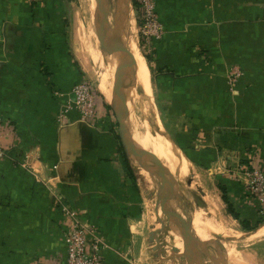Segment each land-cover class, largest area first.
Wrapping results in <instances>:
<instances>
[{
	"label": "crops",
	"instance_id": "obj_1",
	"mask_svg": "<svg viewBox=\"0 0 264 264\" xmlns=\"http://www.w3.org/2000/svg\"><path fill=\"white\" fill-rule=\"evenodd\" d=\"M97 2L103 24L120 28L126 0H111L114 10ZM155 11L164 35L152 44V75L170 117V131L161 126L168 139L186 159H212L220 172L250 151L264 164V0H155ZM65 17L62 0H0L2 142L17 146L15 160H0V264L65 259L64 216L31 170L103 238L105 264H156L155 245H145L150 233L143 238V197L115 130L111 106L117 101L110 103L108 90L96 84L103 99L96 94L94 126L80 123L74 112L64 126L56 121L60 103L53 94L69 95L85 74ZM230 65L243 76L228 92ZM24 152L32 169L18 165ZM226 188L240 201L244 177L239 174Z\"/></svg>",
	"mask_w": 264,
	"mask_h": 264
},
{
	"label": "rangeland",
	"instance_id": "obj_2",
	"mask_svg": "<svg viewBox=\"0 0 264 264\" xmlns=\"http://www.w3.org/2000/svg\"><path fill=\"white\" fill-rule=\"evenodd\" d=\"M62 1L63 5L66 7L65 22L67 24L68 34H70V37L74 42L76 56L80 57L82 66L85 69V74L80 76V78L90 83L97 95H101V93L97 90L96 84H101L106 88V90L113 93L112 98L116 100L115 90L117 85L122 81L124 75L123 71L117 69L120 63L121 52L125 61L128 62L129 65L126 72L127 75L123 79L122 85L124 104L122 117L120 119L123 124V128L126 129L127 137L131 141L130 143H132L133 139H131V127L128 126L129 123H131L132 130L136 134V137L139 141L140 151L154 156V143L145 127L144 120H142L143 118L141 114L140 103L137 101L139 94L138 87L140 88V84H144L142 86L143 89L146 87L147 90L145 91H147L146 94L149 96L148 99L151 104V109L153 110L160 126H162L166 133H168L171 128L169 126L170 117L166 115L167 111L162 108V103L159 101L160 96L158 90L156 89L155 76L152 75L154 71L152 70L154 57L153 55L152 57H144L143 46L141 45L138 29L136 14L137 10L133 7L131 0H126L125 14L124 18L120 22V28L117 30H111L108 26L103 24L101 18L98 15L97 0ZM102 1L105 2V5L107 6L114 5L111 0ZM111 8L114 10L113 6H111ZM99 21L101 25V31L105 34V39H103L101 42L99 41V35L97 31ZM117 40L119 41L121 48L120 51L116 54L109 55L107 53V47H110V43H113ZM137 43L144 58L143 61L140 53H138L139 49L137 48ZM152 47L154 48V46ZM133 62L134 64H132ZM139 62L141 64H139ZM135 65H139L140 67L143 66L145 75L141 77L139 76L138 78V75H136L134 71ZM231 66L240 69L237 65H230L227 68L224 81L226 87L229 89H227L228 92H230V90L233 91L234 89V87L230 86L228 84L229 82L227 81L228 69L231 68ZM240 72L243 76V71L241 69ZM101 97L103 99L102 95ZM112 114L114 116V113ZM126 122L129 123L127 124ZM115 130L117 132L120 148L125 154L119 138L117 123ZM190 134L192 135V133ZM191 135L188 134V136ZM172 136L174 137L173 134ZM180 149L185 154V156H187L183 149ZM244 154L245 157L241 159H232V161L229 160L228 163L232 164L231 167L230 165L225 164L227 168L223 170L226 172H220L216 167H212V163L215 162L212 159L201 163L199 159H196V161L195 159L189 158L187 156V159L192 164L191 177L185 181V183L187 182L188 186L179 185L177 189L174 190L170 188L173 184L177 185L176 181L174 180L175 178L165 167L155 162L154 158H152L154 160L152 163H150V166L152 167H148L144 164H140L138 167L142 166L150 168L153 173H156L155 178H157L159 181L157 179H155L156 181L151 179V185H144L143 178L141 179L136 171L135 163H137V159L129 155L126 156L129 165L133 169L136 182L139 185V190L143 197V209L145 217L143 238H146L150 233V239L145 241V245L148 247L155 245V248L157 249V253H155V261L157 259L156 264H188L185 258H180V256L170 258L169 256L171 255L170 248L173 245H177L179 241L182 246H185V243L187 247H190L187 241H181L179 239L181 236L179 228L182 223H184L183 228L189 231L193 237H196V233L199 234L200 232L199 224L205 223V226L203 227H207L204 230L202 228V230L209 234V240L206 238V236H204V239L206 240H203V242H210L214 244L207 246V252L209 254L207 257L208 259L210 257L213 259H218L220 260V264H264V220L261 219L260 226L257 229L249 232L241 230L239 224V221L245 220H248L251 224L257 222L258 218L253 202L245 195V193H243L241 200L238 202H234L232 197L227 196L232 203L233 209L239 214L240 220L235 221L227 214V207L221 200L222 193L219 191V187L226 188V184L228 182H234V180L238 178V175L241 174V172L248 166V163L255 160V156L250 157L255 155L252 153V151ZM258 164L264 167L262 161L258 162ZM161 171H163L162 174L160 173ZM161 176H164V179ZM161 184H165L164 194L161 193ZM169 186L170 188H168ZM175 194L177 195L175 196ZM164 195L167 197V203H163V199H165ZM168 211L170 212V215ZM190 217L195 219L193 223L190 222L191 220L189 221ZM196 221L200 223L197 224L198 222ZM216 226L223 228L224 231H220L218 229L217 233L215 230ZM208 228L210 231H208ZM196 229L199 231L197 230V232ZM170 230L174 233L173 237L171 235L172 238L169 234ZM225 230L227 231L226 233ZM209 232H211V234ZM190 250L191 254L196 252L194 249L192 250L191 247ZM191 254L188 253V255ZM194 255L197 256V254ZM199 257L200 259H203V261L201 260L203 264H214L203 254H199Z\"/></svg>",
	"mask_w": 264,
	"mask_h": 264
},
{
	"label": "built area",
	"instance_id": "obj_3",
	"mask_svg": "<svg viewBox=\"0 0 264 264\" xmlns=\"http://www.w3.org/2000/svg\"><path fill=\"white\" fill-rule=\"evenodd\" d=\"M137 2V22L144 57H152V44L163 37L164 28L155 11V0H137ZM241 76L240 69L231 66L228 69V84L234 87ZM53 96L59 99L60 103L56 116L59 125L64 126L70 113L74 112L78 115L80 123L94 126L98 115L97 95L86 80L80 78L72 87L69 95L55 92ZM4 133L5 124L0 117V160H15L13 156L17 146L8 141L2 142ZM29 156V152L22 153L18 160L21 168L32 169L27 162ZM34 160L38 158L34 157ZM31 171L36 182L49 191L51 198L64 216L66 251L62 264H105L102 256V250L105 247L103 238L93 227L81 223L79 211L69 208L48 180L33 170ZM241 175L244 177L245 195L253 202L257 217L264 220V167L256 161H250Z\"/></svg>",
	"mask_w": 264,
	"mask_h": 264
},
{
	"label": "bare ground",
	"instance_id": "obj_4",
	"mask_svg": "<svg viewBox=\"0 0 264 264\" xmlns=\"http://www.w3.org/2000/svg\"><path fill=\"white\" fill-rule=\"evenodd\" d=\"M135 49V48H134ZM138 51V50H137ZM139 53V52H138ZM135 55V53H134ZM140 60V59H139ZM135 62V61H134ZM134 62L132 64H134ZM137 64V63H136ZM139 64H141L139 62ZM144 64V63H142ZM134 67V66H133ZM133 71V70H132ZM135 74L138 75V78L139 76H143L145 75L144 74V71H143V66L140 67L139 65H135ZM145 77V76H144ZM136 80V79H135ZM140 80V79H139ZM144 82V81H143ZM145 83V82H144ZM138 85V84H137ZM144 85V84H143ZM142 84H140V88L138 87V100L139 103H140V108H141V114H142V120H144V123H145V127L149 133V135L151 136V139L154 143V147H155V151H154V156H151L152 158L155 159V162L161 164V166L165 167L170 173L171 175L175 178L174 180L176 181V183L178 185H188L187 182L185 183L186 180H188L190 177H191V167L192 165L187 161V159L180 153V151L171 143V141L168 139L167 135L164 133V131L162 130L153 110L151 109V104L149 102V96L146 94L147 90L146 87H144V89L142 88L143 86ZM103 86V85H102ZM105 86V85H104ZM143 90V91H142ZM105 91V89H104ZM105 94H106V97L108 99V101L110 103H113L114 104V98L113 97V94H111L110 92L108 91H105ZM136 98V97H135ZM152 101V100H151ZM138 111V110H137ZM127 120V119H126ZM124 123V121H123ZM127 123V122H126ZM123 126V124H122ZM131 139H133V144L134 146L136 147V149H139V141L136 137V134L133 132V130L131 129ZM131 142V141H130ZM132 144V143H131ZM150 155V154H149ZM137 163H135V166H136V171L139 175V177L142 179L143 178V183L144 185H148L150 184L151 185V179L152 177L154 176V173L153 174V171L151 169H149L151 175L149 174V171H148V168H142V166L138 167L140 164L138 163L139 161H136ZM142 163V162H141ZM147 163V162H146ZM145 164V163H144ZM149 166V165H148ZM161 166H158V167H161ZM152 167V166H150ZM165 169V170H166ZM157 172V171H155ZM158 174V173H157ZM169 174V173H168ZM159 175V174H158ZM160 176V175H159ZM155 177V176H154ZM161 178V177H160ZM172 178V177H171ZM157 179V178H155ZM164 179V177H163ZM158 180V179H157ZM156 181V180H155ZM159 181V180H158ZM161 181V180H160ZM163 181V180H162ZM165 181V180H164ZM166 182V181H165ZM164 182V183H165ZM160 183V182H159ZM167 183V182H166ZM168 184V183H167ZM162 185V184H161ZM165 185V184H164ZM169 185V184H168ZM172 185V184H171ZM174 185V184H173ZM172 185V186H173ZM186 187V186H185ZM170 188V186L168 187ZM173 188V187H172ZM175 188V187H174ZM150 189V188H149ZM158 189V188H157ZM176 189V188H175ZM160 190V189H159ZM170 190V189H169ZM157 193V192H156ZM158 194V193H157ZM148 203V202H147ZM201 214V213H200ZM200 221L202 222V220L200 219ZM198 222V221H196ZM200 222H198L197 224H199ZM165 224V223H164ZM196 224V223H195ZM205 224V223H204ZM203 223L199 224V234H197V238H199V240L203 241V240H206L204 239V229L207 227H203L205 226ZM207 224V223H206ZM201 225V226H200ZM197 228V226H196ZM203 228V230H202ZM210 228V226H209ZM208 228V231H210ZM218 229V228H217ZM198 229H196L197 231ZM198 230V231H199ZM216 230V229H215ZM197 231V232H198ZM214 232V231H213ZM212 232V233H213ZM211 234V232H209ZM216 233V232H215ZM218 233V232H217ZM226 233V232H225ZM207 234V232L205 233ZM209 234H207V237H208ZM217 235V234H215ZM206 237V238H207ZM178 240V239H176ZM209 240V238H208ZM174 241V240H173ZM176 242V241H175ZM175 244V243H174ZM178 244H180V241L178 242ZM173 245L172 246V249L170 250V253H171V258L172 257H177V256H180V258H185L187 257L188 253H189V247L186 246V244L184 243L185 246H182L181 244L180 245ZM220 251V250H219ZM194 254V253H193ZM184 260V259H183ZM208 261V260H207ZM187 263V262H186ZM185 264V263H184Z\"/></svg>",
	"mask_w": 264,
	"mask_h": 264
},
{
	"label": "water",
	"instance_id": "obj_5",
	"mask_svg": "<svg viewBox=\"0 0 264 264\" xmlns=\"http://www.w3.org/2000/svg\"><path fill=\"white\" fill-rule=\"evenodd\" d=\"M99 27V29H98ZM97 27V31H98V35H99V41H103V39H105V34L101 31V25H100V21ZM120 45H119V41H114L113 43H110V47H107V53L109 55H113L116 54L120 51ZM128 62L125 61L124 56L121 52L120 54V63L117 67V69L123 71V78L122 81L120 82V84L117 85L116 90H115V95H116V100H117V107H112V111L114 113L115 116V120L116 123L118 124V132H119V138L123 147V150L125 151V155L126 156H131L134 157L135 159H137L138 161H146V162H150L152 163V161L154 159H152L151 157L143 154L142 152L138 151L137 149H135L131 143L129 138L127 137V132L126 129L123 128L122 126V122H121V117H122V111H123V104H124V100H123V96H122V85H123V79L125 78V76L127 75V69H128ZM153 169V168H152ZM161 174L163 173V171L160 172ZM164 177V176H161ZM165 192V186L162 185V192L164 194ZM165 197V195H164ZM163 203H167V197H165V199H163ZM169 212V211H168ZM170 215V212H169ZM177 225V223H176ZM179 232L181 237L183 238V240L187 241L191 247V249L194 251H198L200 252V254H203L204 256H206V258L209 256L208 254V250H207V246L211 245L212 243H205V242H200L197 239H195L190 233L189 231H187L186 229H184L183 227L180 226L179 228ZM214 245V244H212ZM199 250H198V249ZM208 259V258H207ZM185 260L188 262V264H203L202 261L203 259H200V257L197 255H189L187 257H185ZM202 260V261H201ZM209 261L211 260L214 264H220V260L218 259H213L212 257H210L208 259Z\"/></svg>",
	"mask_w": 264,
	"mask_h": 264
},
{
	"label": "trees",
	"instance_id": "obj_6",
	"mask_svg": "<svg viewBox=\"0 0 264 264\" xmlns=\"http://www.w3.org/2000/svg\"><path fill=\"white\" fill-rule=\"evenodd\" d=\"M133 7L137 10L138 7V2L137 0H131ZM219 191H221L222 196H221V200L223 201V203L225 204V206L227 207V214L235 221H239V214L233 209L232 207V203L229 200V198L227 197L228 193L225 187H219ZM257 222L254 224H251L248 220L245 221H239L241 230L243 231H253L255 229H257L260 224H261V219L259 217H257Z\"/></svg>",
	"mask_w": 264,
	"mask_h": 264
}]
</instances>
